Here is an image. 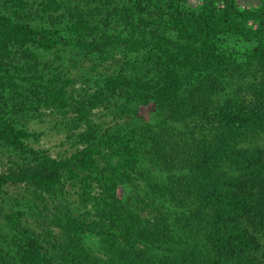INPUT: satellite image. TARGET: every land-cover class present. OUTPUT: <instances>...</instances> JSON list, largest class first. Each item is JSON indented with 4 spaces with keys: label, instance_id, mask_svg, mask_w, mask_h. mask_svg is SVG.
I'll use <instances>...</instances> for the list:
<instances>
[{
    "label": "trees",
    "instance_id": "obj_1",
    "mask_svg": "<svg viewBox=\"0 0 264 264\" xmlns=\"http://www.w3.org/2000/svg\"><path fill=\"white\" fill-rule=\"evenodd\" d=\"M236 1L93 0L120 37L97 35L91 11L63 0L41 5L62 27L42 29L21 18L25 0H0V142L25 154L0 172V193L22 185L54 204L70 187L83 211L65 197L53 205L51 224L64 240L57 248L51 231L42 238L22 226V213L4 215L15 257L0 264H264V0L249 17ZM236 42L247 46L242 57ZM59 46L105 61L118 46L142 56L76 100L69 80L45 79L30 49ZM119 99L117 116L152 102V121L110 130L93 123L94 110ZM40 109L73 115L76 151L52 159L27 148L31 135L18 119ZM120 187L133 194L127 201ZM144 201L151 220L133 207Z\"/></svg>",
    "mask_w": 264,
    "mask_h": 264
},
{
    "label": "rangeland",
    "instance_id": "obj_2",
    "mask_svg": "<svg viewBox=\"0 0 264 264\" xmlns=\"http://www.w3.org/2000/svg\"><path fill=\"white\" fill-rule=\"evenodd\" d=\"M25 1L27 6L22 11L21 18L28 22L31 27L36 29L49 28L52 25H55L56 28L62 27L60 22H55L42 12L41 5L48 0ZM63 1L85 14L91 11L88 19L91 20L92 26L97 29V35L105 32L109 35L125 37L126 34L120 33L122 28L117 26L113 19L107 23L104 21L105 16L93 11V0ZM186 3L188 7L197 8L201 4V0H186ZM236 3L239 11L247 17L258 14L261 6L259 0H237ZM2 10L4 7L0 6V11ZM61 16H63L62 13ZM57 20L64 21L65 19L59 18ZM30 49L37 54L38 69L45 79H49L51 74L57 73L61 79L69 80L71 85L67 87V91L68 93L71 92L76 100L89 97L93 94L96 84H102L105 76L121 71L126 62L134 61L137 57L142 56L141 52L130 53L126 51L124 46H118L111 51L106 61L97 54H90L71 46H59L46 52L35 47H30ZM232 49L236 57H242L247 53V46L242 42L233 43ZM17 62L20 66H24V61L17 59ZM129 71L127 69L126 73L128 74ZM121 103L122 100L119 99L112 101L106 109L99 107L92 112L91 120L104 130L114 129L119 124L152 121L155 112V106L152 102L146 106L131 103L130 112L126 115L117 116L116 108ZM72 119L71 113L63 117L53 111L40 109L39 112L29 113L18 120L31 135L26 140L27 148L43 153L52 159H62L79 148L76 139L77 131L73 130ZM24 158L25 154H19L0 142V172L6 171L12 161L20 162ZM76 193V190L70 187L64 188L63 192L57 191L56 201L53 204L47 197L43 201L36 199L29 187L22 185L5 186L0 193V251H2V253L0 252V262L3 260L11 261L15 257V249L12 244L13 232L7 227L4 215L12 212L22 213V226L42 238H47L48 232L51 231L52 238H48V240L53 243L54 248H57L59 247L58 244L63 243L64 240L58 229L51 224L52 215L55 212L53 205L58 206L59 202L63 200L62 197H65L67 204L69 203V209L78 215L82 214L83 211L79 208ZM132 195L130 189L125 187L118 189V196L124 201L131 198ZM67 204L64 205L68 206ZM133 207L142 218L151 220L155 216V211L147 205L146 201L137 203ZM54 248L47 246L50 255L56 253ZM92 250L96 256L101 254L98 246Z\"/></svg>",
    "mask_w": 264,
    "mask_h": 264
}]
</instances>
